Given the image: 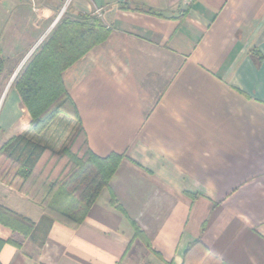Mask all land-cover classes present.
Segmentation results:
<instances>
[{"label":"crops","instance_id":"obj_1","mask_svg":"<svg viewBox=\"0 0 264 264\" xmlns=\"http://www.w3.org/2000/svg\"><path fill=\"white\" fill-rule=\"evenodd\" d=\"M29 1L48 17L36 36L28 0H0L5 63L63 12ZM69 1L66 17L108 30L61 74L78 119L34 134L0 89V143L26 132L58 150L81 126L96 155L122 159L75 228L0 183V206L33 222L25 237L0 225V264H264V0Z\"/></svg>","mask_w":264,"mask_h":264},{"label":"trees","instance_id":"obj_2","mask_svg":"<svg viewBox=\"0 0 264 264\" xmlns=\"http://www.w3.org/2000/svg\"><path fill=\"white\" fill-rule=\"evenodd\" d=\"M107 34L96 16L62 18L16 75L14 89L30 115L29 129L34 134L43 133L59 115L78 119L61 74L104 41ZM3 71L0 52V76ZM121 159L122 155L117 153L96 155L89 148L81 126L60 151L16 134L0 145V183L22 192L47 217L75 228L99 191L108 184ZM0 225L25 237L33 222L0 206ZM135 233L141 234L138 229ZM196 244L198 241L187 251Z\"/></svg>","mask_w":264,"mask_h":264},{"label":"rangeland","instance_id":"obj_3","mask_svg":"<svg viewBox=\"0 0 264 264\" xmlns=\"http://www.w3.org/2000/svg\"><path fill=\"white\" fill-rule=\"evenodd\" d=\"M68 1L69 0H64V4L62 5V9L63 12L61 13V15L59 16V18L57 19V21H55V23L53 24V22L50 24V27L44 32L45 34H43V36L40 38L39 42H37V44L35 46H33L32 48H29L26 52V54H24L23 57H21L20 61L18 63H5L4 61V71L1 74V76H3V78L0 80V89L3 90L4 88H14V79L16 77V75L20 72V70L23 68V66L26 64V62L31 58V56L34 54V52H36L39 48V46L41 45L42 41L47 38V36L50 34L51 30L54 28V26L56 25V23L62 19V18H69L66 17V8L68 7ZM70 2V1H69ZM27 9L28 12L30 13V18H32L35 23H37L38 28L35 30L34 34L35 36L38 35V33H40L41 29H44L47 25V23L45 22V20L48 18L47 15H44L42 17L40 12H35V11H31V7H30V1L28 0V4H27ZM39 21V23H38ZM53 24V25H52ZM0 76V77H1ZM28 112V111H27ZM30 116V115H29ZM57 118L56 117L53 122L47 127V129L44 132H47V130L49 129V127L51 125L56 126L57 122ZM16 135V134H15ZM19 135H23L26 138L30 139L29 137H27L26 132L23 133H19ZM11 137V136H10ZM34 142V141H33ZM3 142L0 143V145ZM65 146V145H64ZM64 146H62L60 149H58L57 151H60Z\"/></svg>","mask_w":264,"mask_h":264},{"label":"built area","instance_id":"obj_4","mask_svg":"<svg viewBox=\"0 0 264 264\" xmlns=\"http://www.w3.org/2000/svg\"><path fill=\"white\" fill-rule=\"evenodd\" d=\"M99 11H100L99 9H96V11H95V13L97 14V16L100 15Z\"/></svg>","mask_w":264,"mask_h":264},{"label":"water","instance_id":"obj_5","mask_svg":"<svg viewBox=\"0 0 264 264\" xmlns=\"http://www.w3.org/2000/svg\"><path fill=\"white\" fill-rule=\"evenodd\" d=\"M62 11H63V10H62ZM62 11H61V12H62ZM57 19H58V18H56V20H55V21H57ZM55 21L53 22V24L55 23ZM53 24H52V25H53Z\"/></svg>","mask_w":264,"mask_h":264}]
</instances>
